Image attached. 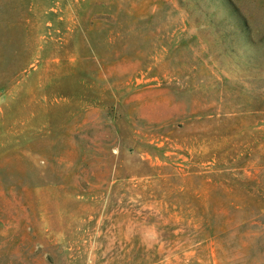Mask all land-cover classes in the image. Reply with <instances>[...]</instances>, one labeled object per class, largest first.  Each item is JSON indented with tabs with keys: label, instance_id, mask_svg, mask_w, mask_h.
I'll return each instance as SVG.
<instances>
[{
	"label": "rangeland",
	"instance_id": "1",
	"mask_svg": "<svg viewBox=\"0 0 264 264\" xmlns=\"http://www.w3.org/2000/svg\"><path fill=\"white\" fill-rule=\"evenodd\" d=\"M0 264H264V0H0Z\"/></svg>",
	"mask_w": 264,
	"mask_h": 264
}]
</instances>
